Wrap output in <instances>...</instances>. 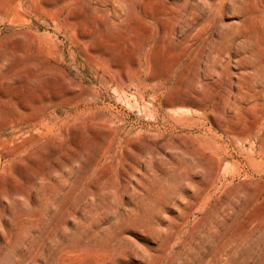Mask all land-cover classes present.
Segmentation results:
<instances>
[{"label":"rangeland","instance_id":"rangeland-1","mask_svg":"<svg viewBox=\"0 0 264 264\" xmlns=\"http://www.w3.org/2000/svg\"><path fill=\"white\" fill-rule=\"evenodd\" d=\"M0 264H264V0H0Z\"/></svg>","mask_w":264,"mask_h":264}]
</instances>
